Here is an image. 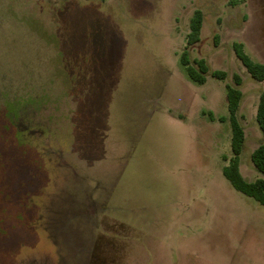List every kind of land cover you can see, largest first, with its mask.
<instances>
[{"label":"rangeland","instance_id":"rangeland-1","mask_svg":"<svg viewBox=\"0 0 264 264\" xmlns=\"http://www.w3.org/2000/svg\"><path fill=\"white\" fill-rule=\"evenodd\" d=\"M197 9L191 59L225 82L180 66ZM234 42L264 63V0H0V264H264V206L224 177L230 127L202 115H228ZM196 198L243 218L193 241L209 262H180L174 205ZM143 231L162 232L166 262L141 261Z\"/></svg>","mask_w":264,"mask_h":264},{"label":"trees","instance_id":"trees-1","mask_svg":"<svg viewBox=\"0 0 264 264\" xmlns=\"http://www.w3.org/2000/svg\"><path fill=\"white\" fill-rule=\"evenodd\" d=\"M205 21V15L202 10L194 11L190 23L189 33L187 36V47L180 55V66L188 79L199 86L207 83L209 76L225 82L228 73L220 70H212L205 59H195L192 61L190 49L201 43L202 29ZM217 44V42H216ZM233 50L236 58L245 67L250 78L257 83L264 82V64L255 61L247 52L245 45L241 42H234ZM233 85H226L228 117H216L212 112H203V116H207L211 122L218 121L220 123H229L232 132L231 149L232 158L227 166L223 168L225 178L230 182L235 190L250 197L262 206H264V93L260 94L256 122L262 133V140L259 147L251 156L252 163L256 170L263 176L254 182L248 181L240 171L241 156L245 150V128L243 125V117L240 115L241 103L243 101V92L241 87L243 80L238 74L233 76ZM225 161L227 159L225 158Z\"/></svg>","mask_w":264,"mask_h":264},{"label":"crops","instance_id":"crops-1","mask_svg":"<svg viewBox=\"0 0 264 264\" xmlns=\"http://www.w3.org/2000/svg\"><path fill=\"white\" fill-rule=\"evenodd\" d=\"M203 28H204V25H203ZM202 34H203V29H202ZM260 63L264 64L263 62H260ZM239 66H240L239 68L241 69V71H237L236 74H238L243 80V85L241 87V90L243 92V101L241 103L240 115L243 117V125L245 128V136H246V141H245L246 147L245 148L246 149L248 148V139L255 140V143L253 144V147H252L253 149L250 155L252 156L253 152L259 147L260 141L262 140V133L258 127V124H256L255 128L253 129L252 135L248 134V129H247L248 115L245 116L244 114H245V109L247 105L249 104L250 110L252 109L253 114H254V120L256 122V116H257L258 105H259V100H260V92L264 93V89H263L264 82L262 83L254 82L250 78V75L248 74L245 67L241 64L240 61H239ZM248 86L255 87L256 90L258 91L257 93H254L253 100H248L249 98H247V95L245 93V89ZM222 124H227V126L230 127V124L228 122L222 123ZM230 130H231V127H230ZM257 130L259 132H257ZM227 131H228V128H227ZM231 140H232V132H231ZM225 158L227 159V161H225ZM231 158H232L231 156H225V155L222 157L223 161L225 162V166L228 165L229 160ZM225 166H223V168ZM223 168H222V172H223ZM241 169L242 167H241V162H240V171ZM246 179L250 181L248 178ZM183 201L184 202L182 203L179 202L174 205V208H178V209L186 211V213L181 214V217H180L181 222H179L180 226L178 224L174 225V227L176 228V233L178 234V237L181 240V245L178 246L177 250L174 251L175 256L178 258L180 262H190L188 260V258L190 257L191 258L196 257L195 259L198 258V260H204V262H209V261H206V259L204 258L205 257L204 251L201 250V248L194 247L193 241H196L199 238H201L202 240H204V238L208 239L209 235L215 233V228L219 230V226H217V224H219L220 221H222V223L224 222V219L227 218L226 217L227 213L232 212L233 219L235 218L236 220H241L243 218L241 216V212L239 210H236L235 208L236 206H232L233 210H231L232 208L231 206L229 207V206L223 205V203H220L217 207L213 208V205L212 206L205 205L203 201H199L197 198L191 201H188V200L186 201L183 200ZM223 227H224V224H223ZM183 230L185 231L184 233L186 232H189V233H186L184 236H179V233L182 232ZM223 232H224V228H223ZM143 234L146 236L145 240H147V247L146 248L143 247L141 250L142 252L141 261L142 262H166V260L168 259V254L170 250L168 251L167 250L168 248H163L160 245L161 244L160 241L162 239H165L162 232L155 231L153 234H151L150 232L146 233V231H143Z\"/></svg>","mask_w":264,"mask_h":264}]
</instances>
